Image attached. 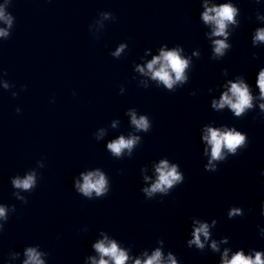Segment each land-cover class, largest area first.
I'll return each instance as SVG.
<instances>
[{
    "label": "clouds",
    "instance_id": "obj_1",
    "mask_svg": "<svg viewBox=\"0 0 264 264\" xmlns=\"http://www.w3.org/2000/svg\"><path fill=\"white\" fill-rule=\"evenodd\" d=\"M257 3L260 0H256ZM6 5H10L12 0H5ZM204 11L201 14V19L207 25L212 26V31L210 37H217V39L212 40V59L222 58L225 56L226 51L231 48V45L227 43L230 33L227 31L229 25H239V21L236 20L238 15V8L232 3H222L219 5L208 6L207 0L204 3ZM104 18L108 19L110 13H104ZM258 19H264L262 16H257ZM15 17L6 10L5 5H0V42L8 40L11 37L12 29L14 28ZM264 42V28H257L255 34L252 38V43L255 45L257 43ZM127 47L126 44H120L116 48L115 52L111 55L114 57H119L121 53ZM182 49L174 48L172 50H165L161 48L159 50V55L154 56L146 65V68L141 65H136V71L141 74L148 75L151 79L162 83L165 88L172 90L174 85L179 83H184L187 80L185 75V70L190 65V59L181 56ZM193 55L199 56L198 52L193 53ZM225 74L227 70H224ZM0 75H7L6 71L0 68ZM230 87L228 91H225L219 101L213 100L212 106L215 109H223L228 106L235 114L236 117H241L245 113L246 109H251L253 107V96L250 94L249 86L242 79L237 82H228ZM256 85L259 88V99L264 100V68L259 71L258 77L256 79ZM26 87V86H25ZM4 89H9L10 84L8 82L3 83ZM13 97L17 93H12ZM261 112H264V103L259 105ZM16 112L19 114L20 109L17 108ZM131 123L135 126L137 131L148 132L151 128L149 119L145 115L139 116L134 111L130 112ZM115 127V123L113 124ZM140 140L139 136L132 135L129 138H125L121 135L118 139L111 141L107 144V149L116 157H120L124 150H128L129 153L132 152L134 146ZM203 140L207 142L210 146V159L208 164L205 166L206 171L216 172V165L214 161H224L225 151L229 154L235 156L237 150L242 146H246V135L242 132L237 131L235 128H224L223 130L219 128L207 127L205 129V135ZM205 154L209 153V149L205 148ZM40 168L44 165L38 162ZM178 165H170L167 160H161L155 167V172L157 174L155 182L151 184L150 187L144 188L142 191L149 197L153 196L155 193H162L167 195L169 190L174 186L182 184L184 182V175L178 171ZM81 180L75 182V188L79 194L91 199L93 194L96 198L104 197L108 191V181L106 180L105 174L100 170L89 171L86 174L81 173ZM148 180L146 176L144 178ZM11 185L13 189L32 192L38 185V173L35 169L28 171L26 175L21 178L16 175L11 178ZM19 191H14L12 195L16 200L21 201L23 204L28 203V198L21 196ZM9 210L12 212L16 211L15 205L9 207L5 204H0V234L4 231L5 223L9 219ZM261 214L264 215V204L261 206ZM244 213L239 207H231L227 216L229 219H234L237 216H243ZM198 226L194 227L192 232V238L187 241L188 247L191 248L193 245L199 250L205 248V242L210 240L211 233L210 228H215L217 225V220L213 219L211 225L208 223H201L196 221ZM261 236H264V229L260 230ZM203 236V240L201 237ZM161 244L163 241L160 242ZM229 243V238L227 236L217 242V240L212 239L209 247L213 252L220 251V244ZM95 251L99 254V259L95 257H89L91 264H128L131 259L128 252L121 248L116 240H109L107 236L104 239L97 241L92 245ZM229 249L225 248L221 254L220 264H264V251L252 250L253 254L246 255L243 249L236 251L229 258ZM14 255H19L15 253ZM24 255L26 259L23 264H45L44 260L41 259L43 255L41 252L37 251L36 247H26L24 250ZM144 259L135 258L132 260V264H177L176 257L169 252L167 255V260L164 259V254L160 248H157L150 256L145 251L143 253Z\"/></svg>",
    "mask_w": 264,
    "mask_h": 264
}]
</instances>
